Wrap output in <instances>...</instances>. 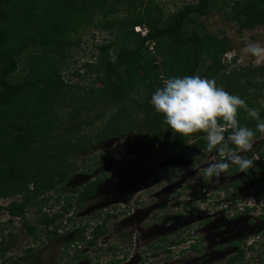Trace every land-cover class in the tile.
<instances>
[{
	"label": "trees",
	"instance_id": "16d2710c",
	"mask_svg": "<svg viewBox=\"0 0 264 264\" xmlns=\"http://www.w3.org/2000/svg\"><path fill=\"white\" fill-rule=\"evenodd\" d=\"M220 3V0H198L166 13L156 0H0V200L22 195L7 205L0 204V208L24 220L26 231L35 241L41 238L38 227L27 220L28 209L34 203L39 204L37 212L42 216L38 222L48 227V236L60 235L61 225L65 227L62 221L76 226L75 210L84 207L86 198L95 194L102 176L87 182L76 193H66L65 200L58 194L52 204L66 203L53 214L42 212L43 205L55 199L54 190L72 188L65 185L77 168L72 156L108 137L121 138L138 128L143 131L140 133L148 134L142 152L165 145L161 154L166 149H177V154L188 160L202 159L208 153L203 133L189 137L172 133L152 108L151 94L163 84L160 69L164 79L197 75L204 63V78L215 79L217 86L222 84L227 92L239 95L249 107L257 108L255 100L263 84L254 79L264 74V67L255 72L246 67L230 69L224 55L231 49L232 40L204 29L202 22L198 23L202 29L196 27L185 35V26L196 24L194 14L216 8L223 9V17L241 31L264 23V0ZM120 4L127 6L126 11L115 16ZM137 24L147 25V36L135 31ZM94 26L111 30L116 37L105 39L90 60L80 62L79 54L75 53L84 52L82 37ZM133 41L137 44L131 46ZM149 41L154 42L157 55L149 50ZM22 62L26 72L19 78L16 73ZM71 65L72 78L66 80L64 71L70 70ZM75 77L79 79L77 82L86 77L90 80L76 84ZM143 87L149 95L140 101L133 93ZM251 88L257 89L256 92H250ZM259 112L264 118V107ZM238 119L255 130L256 121L247 117L243 109L238 110ZM95 125L98 127L93 132ZM256 137H261L260 133ZM263 143L260 140L253 145L251 155L260 152L261 159L253 160V168L246 172V182L256 183L258 171H264ZM238 172L236 166L227 171ZM233 185L238 188L240 181ZM255 194L264 198V189H256ZM42 196L43 204L39 200ZM110 217L108 214L106 220ZM103 223H96L91 232L90 221L76 226L82 235L68 240L65 251L74 244L80 246L78 251L82 245H96L107 231ZM185 240L179 238L174 244ZM7 248L0 249L3 261L0 264L9 262L5 258ZM245 258V250L241 248L227 264Z\"/></svg>",
	"mask_w": 264,
	"mask_h": 264
},
{
	"label": "rangeland",
	"instance_id": "374dc122",
	"mask_svg": "<svg viewBox=\"0 0 264 264\" xmlns=\"http://www.w3.org/2000/svg\"><path fill=\"white\" fill-rule=\"evenodd\" d=\"M196 1L198 0H156L165 7L166 13H171ZM220 2L221 5L224 0H220ZM126 8V5H118L115 16L124 13ZM194 18L196 24L185 26V35H190L196 27L199 30L202 29L198 26V23L202 22L205 26L204 29H208L218 36L227 35L230 37L232 47L224 55V61L230 69L246 67L249 71L255 72L264 67V61L256 66L254 58L244 51L248 44L258 43L264 46V23L241 31L234 22H229L223 17V9L218 10L217 8L213 11L206 10L198 15L194 14ZM114 31L117 32L115 29ZM106 37L114 40L116 33L99 26L88 28L82 37L84 52L75 53L79 54L77 58L80 62L88 60L89 53L87 51L93 48V39L101 42L102 38ZM130 44L133 46L137 43L133 41ZM154 46V42L149 41V50L157 55ZM24 64V62L21 63V68L16 73L19 78L26 72L22 68ZM72 66L70 70L64 71L66 80L72 78V72H69L73 70ZM203 70L204 63L199 66L197 75L204 77ZM161 72L160 69V79L163 82L165 79ZM73 80L77 82L79 79L75 77ZM89 80L90 78L86 77L85 80H80L76 84H85ZM254 81L263 84V88L258 89L259 96L255 100V103L259 104L257 109H260L264 107V74H259ZM219 87L224 88L222 84ZM256 90L251 88L250 92L255 93ZM148 95L149 91L145 87L133 93V96L140 101L147 99ZM96 124L98 125V122ZM97 125L93 129L99 126ZM95 131L96 129L93 132ZM140 132L143 131L135 128L133 131L125 133L121 138L108 137L104 142L90 147L87 151L72 156V159L77 161V168L65 182L67 187L72 188L70 190L65 188L64 191L63 189L54 190L55 199L52 201L44 203L42 200L44 196L39 199L42 200V204L44 203L42 212L49 211L50 214H53L62 204L66 203V201H61L60 205L52 204L54 200L56 201L58 194L65 200L66 193H73V187L89 182L95 176H102L104 181L97 188V193L86 198L84 207L76 209L74 212L76 226L84 225L90 221L89 232L96 223L104 222V216L111 215L103 223L107 231L99 237L96 245L92 247L82 245V250L78 251L80 246L75 244L66 252L63 242H65V238L69 239V236L64 235L63 232L70 231L69 234H73L70 239L80 237L82 232H77L75 229L77 227H74L73 224H66L65 221H62L65 227L61 225L59 234L63 236L58 238L51 235L48 238V227L46 229L44 224L38 222L42 216V213L37 212L39 204L34 203L28 209L27 220L38 227L41 241L36 242L34 237L26 231L22 220L10 217L5 210L0 208V249L8 247L6 256H8L9 262L7 264H223L226 262L228 257L236 251L231 252L230 248V252L220 256L222 242L229 243L230 239L226 237L230 238L231 233L245 225L248 219L238 220L235 216H233L235 219L229 217L231 219L226 222L222 231L221 227L224 225H217L214 228L213 226L219 222L212 223L213 231L219 230V234L215 238L213 236L212 242L209 243L210 240L206 237L208 230L204 229L207 225V217L202 210L211 211L215 205L220 207L223 204L221 202L226 203L225 201L230 198V195L239 197V194L246 193V185H241L236 190L232 185L233 181H244L246 176L243 174V178L239 176L241 175L239 171L240 173L233 174L235 177H231L232 174L226 172L221 174L219 179L214 178L206 182L203 172L211 153H206L202 159L195 158L185 161L175 159L177 158V149H166L165 153L161 154L165 145H160L159 149L153 147L142 152L148 143V134ZM260 136L254 138L255 143L264 139V136L261 134ZM255 153L251 155L249 152L244 155L252 158ZM119 171L121 174H118ZM258 175L259 178L264 179L263 170L258 171ZM250 195L247 194V197L251 198ZM21 197L20 194L16 198L21 199ZM10 199L12 200V198H4L2 202L7 204ZM259 207L260 205L244 214L257 215L263 210ZM259 210L260 212H258ZM218 213V215L224 214V212ZM133 214L136 216L134 217ZM189 231L200 235V240L203 241V244H200L202 248L184 249L183 246L188 245L189 242L183 243L181 246L172 245L174 240L181 235L188 236L187 232ZM249 233L250 231L245 235L246 239H257L256 247H259L257 251L248 252L252 264L255 261H258L257 264H264V229ZM223 237L225 240L222 239ZM29 248H32L31 251H28ZM206 250L207 257H201L204 256ZM215 250L220 253L216 252L215 256L210 258ZM32 254L35 255L32 256ZM78 254H83V256L78 258ZM207 258L210 259L207 260ZM119 259L123 262H117Z\"/></svg>",
	"mask_w": 264,
	"mask_h": 264
},
{
	"label": "clouds",
	"instance_id": "9594fccd",
	"mask_svg": "<svg viewBox=\"0 0 264 264\" xmlns=\"http://www.w3.org/2000/svg\"><path fill=\"white\" fill-rule=\"evenodd\" d=\"M137 26L141 27V29L137 30ZM134 29L142 37L147 36L149 32L147 25L143 24L135 25ZM143 30H147V33L143 34ZM105 39L109 38L106 37ZM105 39L102 38L101 42L93 39V48L87 51L89 53L88 60L91 59L92 53H97L98 44L104 42ZM244 51L254 58L256 66H259L264 61V46L252 43L246 45ZM150 104L154 111L162 116L164 123L172 133L182 137H189L194 133L204 134V139L206 140L205 150L212 154L206 161L207 166L203 172V178L206 182L214 178L219 179L221 174L226 173L230 166H236L240 172L245 173L253 168V159H261L260 152H256L252 158L244 155L251 152L257 133L264 136V118H261L259 109L249 107L247 102L239 95L231 94L224 88L217 86L215 79L204 78L196 74L169 77L152 92ZM239 109H243L247 113V117L256 121L255 130L239 122ZM225 133H228L227 137ZM242 182L244 181H240L239 187H241ZM233 184H235V181L232 182ZM256 189H259L257 185L251 186L246 193L239 194V197L230 195V198L226 199V203L224 201L221 202L223 204L220 207L213 203L215 205L213 210H202V212L206 217L214 212H224L226 216L229 215L227 217L250 212L254 210V207L261 205L260 202L264 200V198L259 199L257 197L255 194ZM247 194H251V198L247 197ZM16 197H13L12 200L17 199ZM2 200L4 199L0 200V204H8L3 203ZM9 202H11V199ZM200 207L203 208L202 206ZM6 212L8 213V211ZM8 215L10 214L8 213ZM10 217H16L21 220L18 216L10 215ZM106 218L107 216H104V222ZM187 235H181L175 239L185 238V241L179 244L173 243L172 245L181 246L183 243L189 242L188 245L183 246L184 249L189 250L191 247L202 248L203 241L200 240V235L198 236L195 232L190 233V231L187 232ZM191 236L193 237L190 238ZM249 239L245 238L240 247V249L245 250V260H238L230 264H252L251 256L248 252L257 251L259 247H256L257 239ZM239 250L231 254L223 264H227L231 257L239 254ZM257 263L258 261H255L253 264Z\"/></svg>",
	"mask_w": 264,
	"mask_h": 264
},
{
	"label": "flooded vegetation",
	"instance_id": "af4514ba",
	"mask_svg": "<svg viewBox=\"0 0 264 264\" xmlns=\"http://www.w3.org/2000/svg\"><path fill=\"white\" fill-rule=\"evenodd\" d=\"M260 140H264V139H260ZM259 140V141H260ZM258 142V141H257ZM254 145V144H253ZM263 146H264V143H263ZM175 159H179V160H185V161H190V160H188V159H183L181 156H179L178 154H177V158H175ZM120 172V171H119ZM119 172H118V174H119ZM240 173V172H239ZM235 174V173H234ZM241 175H239V176H242V174H243V176L245 175L246 176V172L245 173H243V172H241L240 173ZM243 176H242V178H243ZM97 176H95L94 178H92V179H90L89 180V182H91V181H93L95 178H96ZM231 177H235V175H231ZM104 181V179H102V181L96 186V192H95V194L97 193V188L99 187V185H101L102 184V182ZM87 182H85V183H82V184H79L78 186H75V187H73V193L75 192H77V190H79L80 188H83L84 186H85V184H86ZM256 183H257V188H259V189H264V179L263 178H259L257 181H256ZM255 182H246V181H244V182H242V185H246L247 186V189L249 188V187H251V186H256L255 184H256ZM261 203V205H260V207L259 208H261V209H263L262 211H261V213H258L257 215H253V214H244V213H242V214H238V215H236L235 216V218H237L238 220H246V218L248 219V221H247V223L245 224V225H243V226H241V227H239L238 228V230H236L234 233H231V235H230V238L229 237H226V238H228V239H230V241H229V243L228 242H226V243H224V242H222V250L220 251V252H222L221 254H220V256H222V255H225L226 253H228V252H230V248H231V252H235V251H238L239 249H240V247L242 246V244H243V241H244V239L245 238H247V236H245L249 231H250V233H252V232H257L258 230H260V229H264V200L262 201V202H260ZM258 212H260V210L258 211ZM219 213L218 212H214V213H210V214H208L207 215V218H206V222H207V225L204 227V229H206V230H208V234H206V237H208V239L210 240L209 241V243H211L212 242V240H213V236H214V238L215 237H217L218 236V234H219V230H217V231H213L214 229H212L213 227L215 228L217 225H224V226H222L221 227V231H222V229L223 228H225V224H226V222L227 221H229L231 218H229V217H227L225 214H223V215H218ZM133 216L135 217L136 215L135 214H133ZM233 218V217H232ZM235 218H233V219H235ZM232 219V220H233ZM210 221H212V222H210ZM219 222V223H218ZM221 222V223H220ZM209 223V224H208ZM216 224V223H218V224H216V225H214L213 226V224ZM213 226V227H212ZM52 229H50V231H51ZM70 232V231H69ZM72 232V231H71ZM249 233V234H250ZM51 235H53V236H55L54 234H52V233H50V236H48L47 235V237L49 238V237H51ZM64 235H68L69 236V239H66L65 238V242H63L64 244H65V247H66V243H67V241L68 240H70V237H71V235L73 236V234H69V233H65ZM63 235L62 234H60V235H58L57 237L59 238V237H62ZM222 236V235H221ZM47 238V239H48ZM73 239V238H72ZM223 240H225V238L223 237L222 238ZM38 241H41V238L40 239H38L36 242H38ZM236 242H240V244H238V243H236ZM75 245V244H74ZM73 245H71V247H72ZM209 248H210V246H209ZM66 249V248H65ZM233 250V251H232ZM7 251V250H6ZM216 252H219V251H217V250H215L214 252H212V255H211V257L210 258H213L215 255H214V253H216ZM219 252V253H220ZM218 254V253H217ZM35 254H32V256H34ZM201 257H203V258H206L207 257V250H206V253L204 254V256H201ZM5 258L6 259H8V256H6L5 255ZM25 258H27V256H25ZM210 258H207V260H209ZM206 260V261H207ZM196 260H194V263H196L195 262ZM3 261H2V259H0V263H2ZM117 262H123V261H121L120 259L119 260H117ZM6 263H8L7 261H6ZM27 263H29V262H27ZM117 264V263H116Z\"/></svg>",
	"mask_w": 264,
	"mask_h": 264
},
{
	"label": "built area",
	"instance_id": "2783aa9c",
	"mask_svg": "<svg viewBox=\"0 0 264 264\" xmlns=\"http://www.w3.org/2000/svg\"><path fill=\"white\" fill-rule=\"evenodd\" d=\"M136 29H137V30H140L141 27L137 26ZM146 33H147V30H143V34H146ZM152 47H153V46H152ZM8 203H9V202H8Z\"/></svg>",
	"mask_w": 264,
	"mask_h": 264
}]
</instances>
